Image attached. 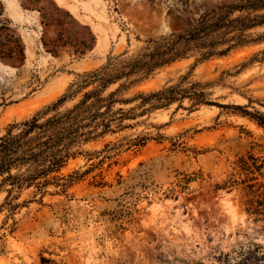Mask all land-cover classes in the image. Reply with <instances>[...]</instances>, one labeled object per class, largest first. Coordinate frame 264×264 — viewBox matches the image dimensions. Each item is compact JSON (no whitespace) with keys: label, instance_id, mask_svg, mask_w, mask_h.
Listing matches in <instances>:
<instances>
[{"label":"rangeland","instance_id":"1","mask_svg":"<svg viewBox=\"0 0 264 264\" xmlns=\"http://www.w3.org/2000/svg\"><path fill=\"white\" fill-rule=\"evenodd\" d=\"M0 44V138L110 62L179 51L102 93L122 130L0 211V264H264V168L236 167L264 162V0H0Z\"/></svg>","mask_w":264,"mask_h":264},{"label":"trees","instance_id":"2","mask_svg":"<svg viewBox=\"0 0 264 264\" xmlns=\"http://www.w3.org/2000/svg\"><path fill=\"white\" fill-rule=\"evenodd\" d=\"M1 45L0 53L3 52ZM177 57H179V51L172 47L169 52L160 55H146L140 60H135L126 70H119L115 63L110 62L101 69L84 75V78L72 85L68 94L58 103L38 112L20 125L12 127L6 136L0 138V192L5 191L8 194L5 202L0 206V211L17 209L18 205L15 204V200L18 195L16 193L28 181L45 178L42 186L51 185L52 181L46 178L54 172H59L70 158L75 157L78 154L75 149L80 144L123 129L124 121L129 118L126 115L120 117L112 115L113 103H107V100L101 97L108 87L122 80L125 81L122 86L131 85L138 81V79L133 80V77L147 76L154 68L175 60ZM90 86L94 88L84 93L82 101L71 110L62 115L56 114L48 117L51 112L57 111L66 99L78 93V90ZM171 100H173V94L168 90H162L145 97L143 101L147 103L142 104L160 108L169 104ZM251 116L264 125L263 115L258 113ZM251 161L253 163L249 165L246 160L240 159L236 167L240 172H246V170L250 171V174L261 172L264 162L258 163L254 158H251ZM53 179L57 180V178ZM255 180L257 179L251 177L248 180H242L239 184L244 185L243 189L252 191L257 185L253 183ZM235 183L237 181L230 184ZM63 186L65 188L66 184ZM226 187L228 185L224 188ZM260 188L263 186L260 185ZM262 195L264 196V193ZM252 203L253 200L248 201L247 212L255 214L256 209L253 211Z\"/></svg>","mask_w":264,"mask_h":264}]
</instances>
